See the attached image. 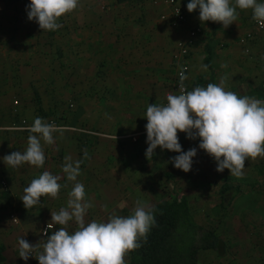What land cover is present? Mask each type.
Here are the masks:
<instances>
[{
	"label": "crops",
	"instance_id": "obj_1",
	"mask_svg": "<svg viewBox=\"0 0 264 264\" xmlns=\"http://www.w3.org/2000/svg\"><path fill=\"white\" fill-rule=\"evenodd\" d=\"M181 1L188 22L186 27L178 29L161 19L162 13L169 12L165 5L149 6L139 0H79L76 10L57 21L62 27L54 31H42L35 20L28 19L27 6L31 0H0V82L5 83L3 89H24L26 96H29V73L37 68L41 60L43 65L48 64L49 57L54 54L52 43L55 42L63 50L62 71L69 73L76 70L82 75L80 90L87 94L93 93L97 99L100 96L97 91L103 85L104 90H111L108 99L116 98L117 101L119 95L116 92L124 91L126 105L132 110L122 114L126 116L125 120L146 121V114L135 113L134 107H147L171 93L175 75L172 48L189 27L200 26L202 31L189 57L190 86L219 84L222 77H227L225 90L264 100V30L257 29L252 10L237 9L238 19L224 28L221 23H201L199 9L189 13L187 3L190 0ZM257 2L264 3V0ZM244 30L252 32L253 38L247 46L234 44ZM222 43H228V48L220 49ZM71 59L76 60L73 66L70 65ZM202 64L208 66L207 71L202 70ZM101 79L104 81L101 82ZM21 85L22 88L19 87ZM102 96L107 99L105 95ZM7 108V95L0 93V113H4ZM17 134L20 135L19 132ZM6 137L12 138L11 134ZM6 137L0 132V176L5 180L7 178L13 195L7 200L0 191V248L3 247L0 264H39L34 256H30L27 261L19 257V239H25L32 245L39 242L42 245L46 238H39L34 225L38 212H43L44 216L51 219V212H59L61 208L67 207L69 193L62 191L65 187L61 185L57 198L41 197V206L26 209L21 200L24 188L36 179L34 175L39 167L28 163L15 168L7 166L2 158L16 149L13 145H3V138ZM144 138L145 134L140 133L133 139L141 141ZM259 160L255 169L262 167L264 171V158L258 157L257 162ZM59 169L62 170V167ZM80 169L83 170L81 164ZM77 180L79 183L82 181L81 177ZM11 214L17 216V223L13 222ZM71 224L69 222L67 226L70 232L77 228ZM55 226L53 231L59 228ZM39 251H42V247L37 249V255ZM128 264H131L129 252Z\"/></svg>",
	"mask_w": 264,
	"mask_h": 264
},
{
	"label": "rangeland",
	"instance_id": "obj_2",
	"mask_svg": "<svg viewBox=\"0 0 264 264\" xmlns=\"http://www.w3.org/2000/svg\"><path fill=\"white\" fill-rule=\"evenodd\" d=\"M139 1L144 5H154ZM247 33L252 32L244 30L234 44L243 46L240 40ZM186 34L180 36L172 48V59L179 41ZM222 44L220 49L226 48L228 43ZM56 49V54L48 64L43 65L41 60L37 68L30 71L32 84L29 96H26L24 89H3L5 83L0 82V93L7 95L8 102V108L0 113V125L9 126L23 120L32 125L35 118L39 117L57 126L58 130L53 133V144L49 145L41 139L45 163L36 170L34 178H38L44 171L59 175L58 182L67 185L62 191L69 193L78 180L68 181L59 167L65 164V157H71L73 162L80 161L83 170L80 169L77 179L81 177L85 200L93 205L84 217L86 224L93 220L107 222L111 215L128 217L133 213L137 201L144 202L149 209L174 189H181L189 197L197 222L214 229L227 243L225 250L202 251L203 264H264V171L262 167L255 169L261 160L246 161L240 178L231 176L228 169L217 172L214 158L199 149V139L190 140L185 133H178L182 150L186 152L191 148L197 149L189 172L177 169L170 162L179 153L161 150L160 147L154 150L148 160L145 156L148 147L145 128L147 120H125L126 116L122 114L132 111L126 105V92H116L119 95L117 101L116 98L108 99L111 93L105 94L107 99L101 97L105 91L103 85L97 91L100 93L97 99L93 94L80 90L82 75L76 73V70L63 72L60 69L64 59L63 50L58 45ZM75 62V59H71L70 65L73 66ZM155 102L165 104L166 98L160 97ZM147 107H134V112L146 114ZM14 131L0 130L5 137ZM18 132L22 133L11 134L12 138H3V145H13L16 151L24 152L28 146V137L38 134ZM140 133H144L146 138L134 140V136ZM225 184L233 187L223 194L221 190ZM38 214L34 225L41 239L42 227L51 219L44 216L43 212ZM70 222L77 227L75 221ZM125 260L128 264V253Z\"/></svg>",
	"mask_w": 264,
	"mask_h": 264
},
{
	"label": "clouds",
	"instance_id": "obj_3",
	"mask_svg": "<svg viewBox=\"0 0 264 264\" xmlns=\"http://www.w3.org/2000/svg\"><path fill=\"white\" fill-rule=\"evenodd\" d=\"M78 7L79 0H31L27 14L28 19L35 20L42 31H54L62 27L57 21ZM197 8L201 23H221L224 28L238 19L237 9H251L252 18L264 27V3L257 0H190L187 3L189 13ZM207 67L201 65L204 71ZM186 79L182 70L179 94L169 93L166 104L148 105L146 158L149 160L157 147L176 152L179 155L170 162L177 169L189 172L197 149L182 150L178 133H185L190 140L199 139V149L214 158L217 172L228 169L231 176L242 177L246 161L264 158V100L225 90L227 77H222L219 84L208 83L206 87L197 86L191 91L183 83ZM27 130L38 135L28 137L24 152L14 151L5 155L2 159L7 166L15 168L24 163L36 167L44 165L41 139L49 145L53 144L57 126L37 117ZM80 163L65 157L62 171L68 181H77ZM59 179L48 171L33 179L24 188L21 198L24 207L30 209L38 205L44 196L57 198L61 189ZM91 207L93 205L85 200L84 185L74 183L67 207L51 212V222L43 232L46 237L43 244L32 245L20 238L19 257L27 261L34 251L42 247V251L34 256L39 264H126L127 253L141 247V239L146 240L155 224L152 211L144 202L137 201L128 217L111 215L107 222L93 220L86 224L84 217ZM73 220L77 228L70 232L67 226ZM55 225L59 226L58 230L48 235V229H53Z\"/></svg>",
	"mask_w": 264,
	"mask_h": 264
},
{
	"label": "trees",
	"instance_id": "obj_4",
	"mask_svg": "<svg viewBox=\"0 0 264 264\" xmlns=\"http://www.w3.org/2000/svg\"><path fill=\"white\" fill-rule=\"evenodd\" d=\"M144 1L153 4L150 0ZM52 45L55 50L49 57V61L56 54L57 45L61 46L55 42ZM21 78L22 75H20V82ZM103 81L104 79H101V82ZM103 93L110 94L111 90L107 89ZM18 131L29 132L15 130V133L10 134H17ZM1 180L0 176V191L3 192V197L11 199L13 194L9 181L6 178L9 188L5 189ZM232 187L230 184H225L221 192L224 194ZM149 209L152 211L155 224L147 234L146 240L141 239V247L129 252L131 264H203L202 251L226 249L227 243L221 235L211 227L197 222L189 197L181 189H174ZM2 251L3 247L0 248V258Z\"/></svg>",
	"mask_w": 264,
	"mask_h": 264
},
{
	"label": "built area",
	"instance_id": "obj_5",
	"mask_svg": "<svg viewBox=\"0 0 264 264\" xmlns=\"http://www.w3.org/2000/svg\"><path fill=\"white\" fill-rule=\"evenodd\" d=\"M154 5H165L169 8V12H164L161 14V19L166 20L169 22V25L173 28H181L186 27L188 22V15L184 5L182 4L181 0H150ZM255 25L258 30H264V27H261L258 22L255 20ZM202 28L200 26L189 27L187 29V34L185 38L179 41L177 45V49L173 54L174 65H175V75L174 80L171 87L172 94H179V85H180V72L183 70L184 75L187 77L184 80V85L188 91H191L193 88L189 84V73L191 70V65L189 61L191 48L194 45L196 38L201 33ZM252 39V33H247L241 38V43L243 45H248L249 41ZM249 51V48H246ZM15 103L17 104L18 101L16 100ZM167 103V101H166ZM165 103V104H166ZM31 125L27 122V120H23L20 123L13 122L9 126L0 125V130L10 129V130H27ZM1 184L5 189H8V183L5 179L1 180ZM11 219L13 222L17 223L18 218L14 214H11ZM48 223H46L41 230V235L43 238H46L43 234L44 230L47 229ZM55 229H48V235H51L52 231ZM33 256L37 255V251L32 253ZM31 256V257H33ZM33 264V263H32Z\"/></svg>",
	"mask_w": 264,
	"mask_h": 264
}]
</instances>
